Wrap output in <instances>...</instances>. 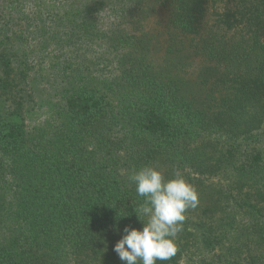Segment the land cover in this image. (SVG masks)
Segmentation results:
<instances>
[{"label": "trees", "instance_id": "1", "mask_svg": "<svg viewBox=\"0 0 264 264\" xmlns=\"http://www.w3.org/2000/svg\"><path fill=\"white\" fill-rule=\"evenodd\" d=\"M146 165L199 199L157 264H264V0H0V264H124Z\"/></svg>", "mask_w": 264, "mask_h": 264}, {"label": "clouds", "instance_id": "2", "mask_svg": "<svg viewBox=\"0 0 264 264\" xmlns=\"http://www.w3.org/2000/svg\"><path fill=\"white\" fill-rule=\"evenodd\" d=\"M143 202L134 209L141 230L126 226L113 251L124 264H157L178 251L176 238L183 231L186 211L199 203L196 188L176 172L171 179L152 166L133 169L128 177Z\"/></svg>", "mask_w": 264, "mask_h": 264}, {"label": "rangeland", "instance_id": "3", "mask_svg": "<svg viewBox=\"0 0 264 264\" xmlns=\"http://www.w3.org/2000/svg\"><path fill=\"white\" fill-rule=\"evenodd\" d=\"M27 0H25L26 2ZM45 5H51V1L52 0H41ZM109 0H54L55 3H60V2H65L68 5H73L75 7V5L77 4H81V5H93V4H97L100 2H108Z\"/></svg>", "mask_w": 264, "mask_h": 264}]
</instances>
